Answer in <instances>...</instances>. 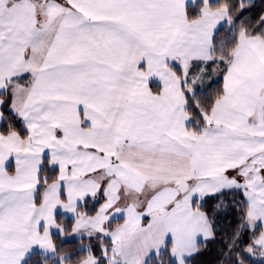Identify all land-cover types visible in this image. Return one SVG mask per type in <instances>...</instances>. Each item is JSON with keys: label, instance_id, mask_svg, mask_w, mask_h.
<instances>
[{"label": "snow or ice", "instance_id": "1", "mask_svg": "<svg viewBox=\"0 0 264 264\" xmlns=\"http://www.w3.org/2000/svg\"><path fill=\"white\" fill-rule=\"evenodd\" d=\"M256 6L0 0V264H264Z\"/></svg>", "mask_w": 264, "mask_h": 264}, {"label": "trees", "instance_id": "2", "mask_svg": "<svg viewBox=\"0 0 264 264\" xmlns=\"http://www.w3.org/2000/svg\"><path fill=\"white\" fill-rule=\"evenodd\" d=\"M255 3L257 6L256 8L252 9L253 15L260 11L261 5L262 3H264V0H255ZM217 222L221 230L217 233L216 240L211 241L208 244L207 250L195 256L191 260L190 264H217V261L219 259V249L223 246L222 237L224 236L225 232L231 233L232 229H234L237 223L236 214L233 212L229 214L226 218L222 215L221 217L217 218ZM244 240L246 243L247 235H245ZM65 247H68V245H65Z\"/></svg>", "mask_w": 264, "mask_h": 264}, {"label": "crops", "instance_id": "3", "mask_svg": "<svg viewBox=\"0 0 264 264\" xmlns=\"http://www.w3.org/2000/svg\"><path fill=\"white\" fill-rule=\"evenodd\" d=\"M120 222H122V221H120ZM116 223V221H113V224H115Z\"/></svg>", "mask_w": 264, "mask_h": 264}]
</instances>
